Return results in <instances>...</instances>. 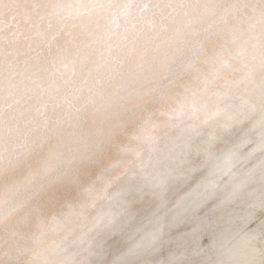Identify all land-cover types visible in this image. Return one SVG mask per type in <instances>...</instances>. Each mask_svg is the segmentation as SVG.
<instances>
[{"label": "snow or ice", "instance_id": "snow-or-ice-1", "mask_svg": "<svg viewBox=\"0 0 264 264\" xmlns=\"http://www.w3.org/2000/svg\"><path fill=\"white\" fill-rule=\"evenodd\" d=\"M0 264H264V0H0Z\"/></svg>", "mask_w": 264, "mask_h": 264}, {"label": "bare ground", "instance_id": "bare-ground-1", "mask_svg": "<svg viewBox=\"0 0 264 264\" xmlns=\"http://www.w3.org/2000/svg\"><path fill=\"white\" fill-rule=\"evenodd\" d=\"M149 210V204L145 203L139 206L138 211L141 213L147 212Z\"/></svg>", "mask_w": 264, "mask_h": 264}]
</instances>
